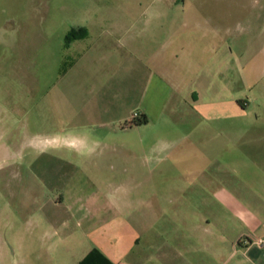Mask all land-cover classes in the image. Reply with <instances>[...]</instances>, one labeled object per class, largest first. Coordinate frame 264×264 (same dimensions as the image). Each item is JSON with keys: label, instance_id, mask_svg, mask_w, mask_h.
I'll list each match as a JSON object with an SVG mask.
<instances>
[{"label": "rangeland", "instance_id": "rangeland-1", "mask_svg": "<svg viewBox=\"0 0 264 264\" xmlns=\"http://www.w3.org/2000/svg\"><path fill=\"white\" fill-rule=\"evenodd\" d=\"M132 23L138 31L165 26L170 79L182 96L196 71L218 68L221 85L230 82L233 91L221 101L248 103L258 123L245 126L247 133L264 132V0H0V264H79L98 241L129 248L149 229L165 232L160 243L170 245L199 223V210L210 211L196 207V189L179 182L195 161V140L179 139L197 131L183 121L187 107L168 110L170 124L118 125L108 136L97 125L105 120L96 113L93 87L116 75L104 70L115 45L102 59L100 37ZM72 30L87 37L68 43ZM90 47L94 54L80 62L90 65L86 72L60 79ZM138 77L143 91L147 76ZM79 86L84 100L76 106L88 108L83 120H72L79 112L68 92ZM167 167L170 173H162ZM92 197L98 204L89 210H102L83 219L74 201ZM211 254L199 256L210 262Z\"/></svg>", "mask_w": 264, "mask_h": 264}, {"label": "crops", "instance_id": "crops-1", "mask_svg": "<svg viewBox=\"0 0 264 264\" xmlns=\"http://www.w3.org/2000/svg\"><path fill=\"white\" fill-rule=\"evenodd\" d=\"M136 24L121 26L100 37H104L100 40L102 59L105 58L104 52L107 54L106 48L115 45L112 59L108 60L104 70H114L116 75L106 77L103 83L93 87L99 94L96 113L105 120L97 125L110 130L107 136L115 133L118 125L135 128L137 126L131 125L134 113L145 115L148 124H170L172 120L165 113L169 110L172 114L173 109L187 107L185 111L189 110V116L185 113L183 121L195 124L197 131L184 133L179 139L195 140V161L185 166L179 182L183 188L196 189V207L211 206V209L199 210L193 215L199 223L181 232L173 244L169 245L166 239L160 243V238L166 237L165 232L157 234L149 229L137 234L129 248L117 243L107 249L106 240H103L95 243L92 249L98 250L112 264H189L188 255L195 258L194 264H264V132L247 133L251 124L258 123V117L251 118L246 102H240L239 107L232 97L221 101V94H232L233 91L230 92V82L224 81L221 85V70L218 68L208 69L205 74L196 71L197 78L191 91L182 96V90L174 87L170 79L172 65L167 64L166 53L171 37L162 38L165 26L159 24L157 28L148 23L138 31L135 30ZM196 26L202 28L200 24ZM86 37L87 31L76 40ZM91 50L90 47L63 71L60 79L71 72L85 73L90 65L80 62L86 55L94 54ZM77 64L81 65L78 69ZM123 70L128 73L127 78L118 74ZM141 73L147 76L143 91L140 90L143 80L141 82L138 77ZM75 89L68 92L73 97L70 108L79 112V116L74 115L72 120H83L78 118L88 107L82 103L76 106L84 97L77 91L80 86ZM62 96L63 93L59 94L57 100L62 101ZM124 99L128 105L122 104ZM204 125L207 130L210 128L208 132H204ZM68 142L73 143L72 140ZM169 168H164L162 173H170ZM164 180L169 183L170 178ZM74 203L81 206L79 211L83 219H95L102 210L100 207L89 210L98 204L93 197L85 201L76 199ZM86 206L87 212L84 211ZM181 217L184 221L189 219L188 216ZM258 241L262 244L258 245ZM204 252L212 253L210 262L199 256Z\"/></svg>", "mask_w": 264, "mask_h": 264}, {"label": "trees", "instance_id": "trees-1", "mask_svg": "<svg viewBox=\"0 0 264 264\" xmlns=\"http://www.w3.org/2000/svg\"><path fill=\"white\" fill-rule=\"evenodd\" d=\"M81 34L71 31L69 35L67 36L66 40L69 43L71 39H80L83 37L84 31H80ZM148 120L146 116H139L137 119H134L131 122L132 126H141L144 124H147ZM79 264H112L108 259H106L98 250L92 249L89 254L79 263Z\"/></svg>", "mask_w": 264, "mask_h": 264}, {"label": "built area", "instance_id": "built-area-1", "mask_svg": "<svg viewBox=\"0 0 264 264\" xmlns=\"http://www.w3.org/2000/svg\"><path fill=\"white\" fill-rule=\"evenodd\" d=\"M132 117H133V119H137L139 117V115L137 113H134ZM257 244L261 245L262 241H258Z\"/></svg>", "mask_w": 264, "mask_h": 264}]
</instances>
